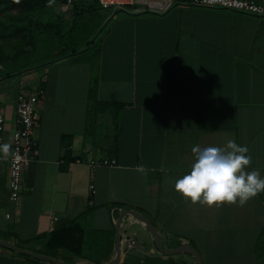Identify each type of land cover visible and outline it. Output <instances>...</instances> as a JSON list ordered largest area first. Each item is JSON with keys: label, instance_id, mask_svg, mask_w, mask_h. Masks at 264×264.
I'll return each instance as SVG.
<instances>
[{"label": "crops", "instance_id": "obj_1", "mask_svg": "<svg viewBox=\"0 0 264 264\" xmlns=\"http://www.w3.org/2000/svg\"><path fill=\"white\" fill-rule=\"evenodd\" d=\"M65 6L90 21L74 52L88 51L62 55L44 76L22 74L11 98L0 89L11 146L7 160L0 153V242L64 263L107 264L120 222L119 264H197L190 253L163 254L132 211L151 222L164 250L191 246L202 264H264V192L243 207L209 208L174 188L194 162L192 147L228 140L248 147V170L264 177V18L191 0H140L115 14L91 0ZM36 88L45 90L35 112L39 157L13 201L17 100ZM102 159L116 165L92 171ZM75 223L83 257L47 249L53 232ZM0 264L52 263L0 246Z\"/></svg>", "mask_w": 264, "mask_h": 264}, {"label": "clouds", "instance_id": "obj_2", "mask_svg": "<svg viewBox=\"0 0 264 264\" xmlns=\"http://www.w3.org/2000/svg\"><path fill=\"white\" fill-rule=\"evenodd\" d=\"M10 148L9 144H0L3 159H8ZM191 151L194 162L190 171L174 185L185 202L209 208L225 204L243 207L264 192V177L260 170H248L252 157L247 146L228 140L222 147L196 145Z\"/></svg>", "mask_w": 264, "mask_h": 264}, {"label": "rangeland", "instance_id": "obj_3", "mask_svg": "<svg viewBox=\"0 0 264 264\" xmlns=\"http://www.w3.org/2000/svg\"><path fill=\"white\" fill-rule=\"evenodd\" d=\"M98 12L102 14L103 11ZM80 17L82 16L69 10L65 5H56L49 7L39 17L36 16L39 21L35 23V27L28 28L22 33L24 37L14 33L13 28L9 30V34L0 28V81L9 75H15L7 78L8 80L5 79L7 82L0 85V89L11 98L17 92L15 86L22 80V74L36 70L44 76L45 70L49 69L54 61L59 60L64 54L77 51L85 38L84 34H88L90 23L82 21ZM1 18L5 16L1 14ZM95 23L92 24L91 21L92 28ZM13 33L15 36H12ZM90 58L93 60L94 57ZM8 205L10 208L7 211L13 207L12 203L8 202L7 207ZM5 214V210L1 211L2 217H5Z\"/></svg>", "mask_w": 264, "mask_h": 264}, {"label": "built area", "instance_id": "obj_4", "mask_svg": "<svg viewBox=\"0 0 264 264\" xmlns=\"http://www.w3.org/2000/svg\"><path fill=\"white\" fill-rule=\"evenodd\" d=\"M97 1L103 9L111 10L113 14L125 10L140 0H91ZM197 8H220L255 17L264 18V0H191ZM45 95L44 88H36L32 93H21L17 100V129L13 133L12 152L10 157V190L11 200L17 201L22 191L23 170L37 162L39 150L34 138L35 112L40 99ZM6 118L0 113V144H4ZM116 161L102 159L90 162L94 171L99 166L112 167ZM93 194L96 193L92 186ZM135 242L130 240L128 249H132Z\"/></svg>", "mask_w": 264, "mask_h": 264}, {"label": "trees", "instance_id": "obj_5", "mask_svg": "<svg viewBox=\"0 0 264 264\" xmlns=\"http://www.w3.org/2000/svg\"><path fill=\"white\" fill-rule=\"evenodd\" d=\"M69 1L71 0H20L19 3H14L13 0H0V28L4 29L6 33L13 28L15 30L14 33L24 37L22 33L27 31L28 28L32 29V27H35V23L39 21L35 18L36 16L39 17L51 6L66 5ZM74 13H77V10ZM1 14L5 18H1ZM77 15L79 14L77 13ZM14 33L12 36H15ZM86 51H88V48L79 53L73 52L69 57L82 54ZM17 75H20V73H17ZM14 76L9 75L2 80ZM46 246L48 250L65 251L81 258L83 257L84 248V230L78 223L60 228L51 234Z\"/></svg>", "mask_w": 264, "mask_h": 264}, {"label": "water", "instance_id": "obj_6", "mask_svg": "<svg viewBox=\"0 0 264 264\" xmlns=\"http://www.w3.org/2000/svg\"><path fill=\"white\" fill-rule=\"evenodd\" d=\"M125 213L130 215L131 217L137 219L141 223L145 224V226L150 230L151 234L153 235L154 241H155V244H156L157 248L163 254H165L167 256H173V255H178V254H181V253H190L193 256H195L197 264H202V260H201V257L199 255V253L191 246H181V247H179L177 249L169 250V251L168 250H164L161 247L160 238H159V235H158L156 229L153 227L151 222L146 217H144L143 215H140V214H138L136 212H132V211H125ZM120 225H121L120 222H118L117 225H116V250H115V257H114V259L111 262H109L107 264H119L120 263V260H121V231H120V227L121 226ZM0 246L8 248L10 250H13V251H15L17 253H20V254H23V255H26V256H31L33 258L44 260V261L52 263V264H94V263H64V262H60L58 260H55V259H52V258H49V257H46V256H42V255H38V254H34L32 252H28V251L22 250L20 248L14 247V246H12L10 244H6V243H3V242H0Z\"/></svg>", "mask_w": 264, "mask_h": 264}]
</instances>
